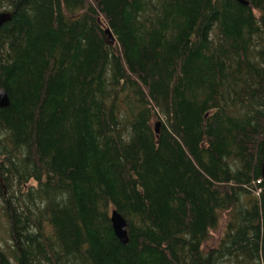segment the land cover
<instances>
[{
	"label": "trees",
	"instance_id": "trees-1",
	"mask_svg": "<svg viewBox=\"0 0 264 264\" xmlns=\"http://www.w3.org/2000/svg\"><path fill=\"white\" fill-rule=\"evenodd\" d=\"M244 1L0 0V264H264V0Z\"/></svg>",
	"mask_w": 264,
	"mask_h": 264
},
{
	"label": "water",
	"instance_id": "water-1",
	"mask_svg": "<svg viewBox=\"0 0 264 264\" xmlns=\"http://www.w3.org/2000/svg\"><path fill=\"white\" fill-rule=\"evenodd\" d=\"M240 2L244 5L247 4V2L244 0H240ZM10 19H11V13L7 11L0 12V27ZM106 33H110L109 29H106ZM8 105H9V98L7 96V93L3 88H0V107H6ZM159 124H160L159 122L155 123L156 134L158 133L159 130V126H160ZM261 176L264 185V154H263V161L261 164ZM110 220L116 237L119 239V241L122 244H126L128 242V237H127V228H126L127 225L125 219L121 216V214L117 210L114 209L111 211Z\"/></svg>",
	"mask_w": 264,
	"mask_h": 264
},
{
	"label": "rangeland",
	"instance_id": "rangeland-1",
	"mask_svg": "<svg viewBox=\"0 0 264 264\" xmlns=\"http://www.w3.org/2000/svg\"><path fill=\"white\" fill-rule=\"evenodd\" d=\"M106 37L109 43L111 44L114 43V38L112 37L110 33H107ZM156 122L157 120H155V123ZM1 204L2 202L0 198V205ZM225 221H226V214L221 213V215L219 216V221H218L217 226L214 229L210 230L206 237V240L204 242L205 246H212L217 243L220 235L222 234L225 228ZM4 225H5V218L4 217L2 218V216H0V237L4 235V227H3Z\"/></svg>",
	"mask_w": 264,
	"mask_h": 264
}]
</instances>
